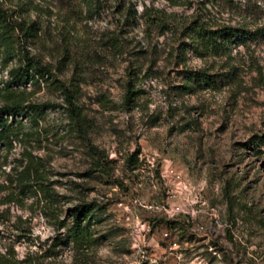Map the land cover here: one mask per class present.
<instances>
[{
    "label": "rangeland",
    "instance_id": "374dc122",
    "mask_svg": "<svg viewBox=\"0 0 264 264\" xmlns=\"http://www.w3.org/2000/svg\"><path fill=\"white\" fill-rule=\"evenodd\" d=\"M2 1L15 18L35 23L23 46L54 76L11 83L19 57L6 61L0 45V106L10 89H24L28 102L65 106L56 80L64 81L109 173L62 106L47 107L38 124L23 118L25 134L0 144V258L264 264V35L220 56L189 51L183 62L176 52L194 22L264 28V0H104L101 8L84 0ZM199 71L216 84L196 81ZM130 79L139 94L127 108ZM133 154L135 164L127 161ZM94 201L78 243L72 209ZM156 215L175 223L154 227Z\"/></svg>",
    "mask_w": 264,
    "mask_h": 264
},
{
    "label": "trees",
    "instance_id": "16d2710c",
    "mask_svg": "<svg viewBox=\"0 0 264 264\" xmlns=\"http://www.w3.org/2000/svg\"><path fill=\"white\" fill-rule=\"evenodd\" d=\"M85 5L89 8L92 5L101 8L104 0H84ZM150 19H154V24L160 28L170 29V22L161 14H156L154 17L151 14L147 15V10L144 12ZM35 35V23L27 24L23 19H17L14 17L13 10L5 6L4 1L0 0V45H3L6 61L18 56V64L13 67L9 74L11 76V83L15 85H27L31 81H37L39 77H53L54 69L51 64L46 63L36 54H33L30 50L24 48L23 37L29 39ZM183 40L180 41L177 46V57L181 61L187 60V54L192 51L197 56H220L231 51L233 45L245 44L248 39L253 37H260L264 35V28H258L256 30H250L243 26L223 25L218 28L207 26L205 23L194 22L193 24L186 26L182 30ZM114 41L119 43L121 40L120 33L115 32ZM16 44H18L16 48ZM133 73V72H132ZM227 76V75H224ZM228 77V76H227ZM215 76L208 72L199 71L194 74V79L198 82H204L207 85H215ZM64 95V105L58 103L44 102L33 103L28 102L25 96V90L10 89L8 93L11 95L10 100L0 106V144L4 146H12L16 139L22 137L25 134L23 130V118H28L35 123H39L41 113L47 108L52 107L56 109L62 106L68 116V119L73 123L81 136L88 139L86 131L83 111L79 103L76 101L73 91L67 86V84L57 79ZM139 94V90L136 89L134 83L130 79L127 83L125 90L124 103L126 107L133 103L135 96ZM262 141L263 137L260 138ZM254 140H250L247 144L251 145ZM91 150L98 156V161L101 164V169L107 173L108 167L103 163L104 154L89 141ZM127 161L130 163L138 162V154H133ZM31 167V164L28 165ZM38 174V170L35 169ZM97 207V202L80 204L72 209L73 214V227L71 231L75 237L76 242L82 241V222L89 217L92 210ZM100 209V208H98ZM158 223L166 224L171 227L174 224V220L161 215H156L152 220V225L155 227ZM0 264H17L16 261H10L5 255H1Z\"/></svg>",
    "mask_w": 264,
    "mask_h": 264
}]
</instances>
